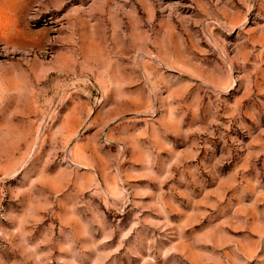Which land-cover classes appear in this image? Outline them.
<instances>
[{
  "label": "rangeland",
  "instance_id": "rangeland-1",
  "mask_svg": "<svg viewBox=\"0 0 264 264\" xmlns=\"http://www.w3.org/2000/svg\"><path fill=\"white\" fill-rule=\"evenodd\" d=\"M0 264H264V0H0Z\"/></svg>",
  "mask_w": 264,
  "mask_h": 264
}]
</instances>
